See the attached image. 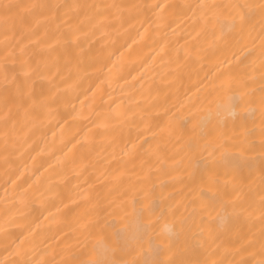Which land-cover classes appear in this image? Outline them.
Returning <instances> with one entry per match:
<instances>
[{"label": "bare ground", "instance_id": "6f19581e", "mask_svg": "<svg viewBox=\"0 0 264 264\" xmlns=\"http://www.w3.org/2000/svg\"><path fill=\"white\" fill-rule=\"evenodd\" d=\"M262 4L0 0V262L264 264Z\"/></svg>", "mask_w": 264, "mask_h": 264}, {"label": "snow or ice", "instance_id": "6c2138e0", "mask_svg": "<svg viewBox=\"0 0 264 264\" xmlns=\"http://www.w3.org/2000/svg\"><path fill=\"white\" fill-rule=\"evenodd\" d=\"M5 11L9 10L12 6L10 4L4 3L2 5ZM203 8H230L232 10H235L233 13V21L234 23L238 24L239 28L238 30L242 33L245 28V13L243 11L244 8H251V5H240V4H232V5H201ZM262 9H264V4L260 6ZM213 14L210 13L209 15L204 17L205 23L208 22L209 19H211V16ZM262 41H264V37H262ZM191 103H195V100H192ZM23 238L21 239L22 242ZM0 264H3V262H0ZM85 264H104L103 261H90V262H85Z\"/></svg>", "mask_w": 264, "mask_h": 264}]
</instances>
